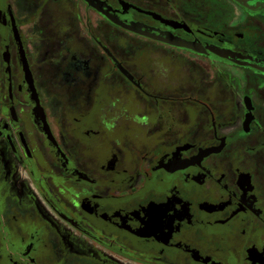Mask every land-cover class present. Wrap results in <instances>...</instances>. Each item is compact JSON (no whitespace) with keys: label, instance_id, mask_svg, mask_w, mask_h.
Segmentation results:
<instances>
[{"label":"flooded vegetation","instance_id":"obj_1","mask_svg":"<svg viewBox=\"0 0 264 264\" xmlns=\"http://www.w3.org/2000/svg\"><path fill=\"white\" fill-rule=\"evenodd\" d=\"M0 264H264V0H0Z\"/></svg>","mask_w":264,"mask_h":264},{"label":"rangeland","instance_id":"obj_2","mask_svg":"<svg viewBox=\"0 0 264 264\" xmlns=\"http://www.w3.org/2000/svg\"><path fill=\"white\" fill-rule=\"evenodd\" d=\"M233 81H234V83L242 82L241 78L237 77V76L233 77ZM8 164H9L11 172L14 176V180H16V182H19V180H21V177H24V180L23 179L21 180V185H23V186L27 185L30 188L29 180L25 176H22V174L19 173L18 170H16V168H15L16 165L14 164V159H9ZM30 190H31V197H33V198L36 197V199L39 200L40 196L36 193V191L32 188Z\"/></svg>","mask_w":264,"mask_h":264}]
</instances>
